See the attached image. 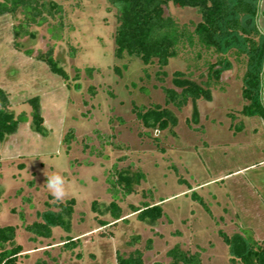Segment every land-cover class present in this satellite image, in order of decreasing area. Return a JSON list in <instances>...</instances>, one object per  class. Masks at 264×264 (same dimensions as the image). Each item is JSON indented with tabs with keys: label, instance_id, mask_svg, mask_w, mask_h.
I'll return each instance as SVG.
<instances>
[{
	"label": "rangeland",
	"instance_id": "rangeland-1",
	"mask_svg": "<svg viewBox=\"0 0 264 264\" xmlns=\"http://www.w3.org/2000/svg\"><path fill=\"white\" fill-rule=\"evenodd\" d=\"M54 2L62 13L42 26H30V34L19 38L13 27L23 16L0 15V87L9 94V113L28 116L14 135L0 139V225L17 227L14 242L22 246L17 264H117L118 252L135 248L142 250L146 264H171L167 251L176 244L200 250L203 264H232L234 254L220 231L238 240L263 237L264 115L242 114L245 57L229 53L232 66L222 69L210 95L177 108L166 104L162 87L180 91L173 81L178 70L204 85L206 61L215 62L216 53L201 49L197 58L198 47L186 46L162 69L136 58L118 59L116 9L107 0ZM164 12L191 29L200 20L191 7L169 3ZM60 22L61 37L55 38ZM50 47L67 78L38 58ZM33 96L40 97L42 132L33 126L27 102ZM154 104L171 115L166 129H158L157 112L148 114L147 121L135 113V107L145 111ZM114 164L135 188L118 200L122 218L116 223L106 181L114 175ZM46 171L66 177L65 200L76 203L51 237L32 240L24 225L40 219L39 212L48 208L45 202L56 209L45 185ZM138 171L145 178L136 182ZM143 202L159 204L164 214L154 218L146 213L140 219L131 206L142 208ZM135 236L140 240L130 244ZM68 238L78 245L68 249Z\"/></svg>",
	"mask_w": 264,
	"mask_h": 264
},
{
	"label": "trees",
	"instance_id": "trees-1",
	"mask_svg": "<svg viewBox=\"0 0 264 264\" xmlns=\"http://www.w3.org/2000/svg\"><path fill=\"white\" fill-rule=\"evenodd\" d=\"M116 9L117 27L114 34V56L118 59L136 58L144 65L157 63L162 69L168 65L170 59L179 56L184 47L195 50L197 58H201L202 50L216 53L215 62L206 61L208 67L207 79L204 85L196 84L188 78L183 71L173 73V81L180 87V91L171 87H162L165 93L166 104H173L177 108L183 107L191 99L197 101L210 95V87L217 82L222 69L232 66L228 58L229 53L235 54L236 58L245 57L246 69L243 74V99L247 102L242 109L243 115H264V103L262 99V80L264 73V32L259 25L260 1L261 0H107ZM172 3L176 7H191L196 9L200 20L193 24L191 29L187 25L179 24L172 16L165 15L164 8ZM62 13V6L54 0H0V15L21 14L23 19L13 27L15 38L30 34V26H42L49 22L50 17ZM58 33L55 38H60L62 22L59 23ZM72 55H74L72 53ZM49 68L65 78V72L56 66L53 57V48L38 55ZM125 67V66H124ZM89 74L92 68H87ZM117 71L120 73L119 68ZM161 73L166 74L161 70ZM94 94V89L91 88ZM31 105L33 126L38 132L44 128V118L41 113V101L39 96H33L27 100ZM10 99L6 90L0 87V139L4 136L14 135L20 124L26 122L28 116L22 112L18 117L9 113ZM136 108L138 119L147 121L150 113H158V129H166L171 121V115L166 108L158 104L152 107ZM233 117V116H232ZM234 118V117H233ZM73 137L70 131L65 142ZM114 175L109 174L106 178L109 184L108 191L111 201L108 205L113 223L122 218V208L118 203L121 197L135 192L133 182H126L123 172L113 166ZM143 172L138 171L136 182L144 179ZM192 198L198 201L210 212L203 198L192 192ZM75 199L69 198L63 202L53 204L48 201L45 204L47 210L39 212V220L25 224L24 228L31 234L32 240L39 237L49 238L52 236L53 227L63 225L65 218L69 219L74 211ZM133 211H138V217L142 219L146 213L154 218H160L164 212L159 204L151 205L143 202V207L131 206ZM93 210H96L93 202ZM102 225L109 222L100 220ZM16 225H0V264H17L18 254L22 251L20 244H15ZM224 241L230 246L232 264H264V240L255 239L252 235H245L239 240L229 237L220 231ZM140 240L135 236L130 241L134 244ZM68 249L74 248L78 242L72 238L66 240ZM151 245V241H149ZM7 245V246H6ZM171 258V264H203L201 251H190L176 244L167 251ZM36 264H45L37 262ZM117 264H146L143 252L135 248L127 254L117 253ZM152 264H164L155 261Z\"/></svg>",
	"mask_w": 264,
	"mask_h": 264
},
{
	"label": "clouds",
	"instance_id": "clouds-1",
	"mask_svg": "<svg viewBox=\"0 0 264 264\" xmlns=\"http://www.w3.org/2000/svg\"><path fill=\"white\" fill-rule=\"evenodd\" d=\"M45 175L47 177L45 185L50 195L55 201L63 202L68 196L66 177L58 171L51 174L46 171Z\"/></svg>",
	"mask_w": 264,
	"mask_h": 264
},
{
	"label": "crops",
	"instance_id": "crops-1",
	"mask_svg": "<svg viewBox=\"0 0 264 264\" xmlns=\"http://www.w3.org/2000/svg\"><path fill=\"white\" fill-rule=\"evenodd\" d=\"M260 8L261 11L260 13L262 14V18H259L260 21V27L264 32V0L260 1ZM260 17V16H259ZM262 99H263V103H264V73H263V80H262ZM231 127H230V131H231ZM262 205H263V209H264V188H263V193H262ZM263 215H264V211H263ZM261 231H262V241L264 240V217L262 218V222H261Z\"/></svg>",
	"mask_w": 264,
	"mask_h": 264
}]
</instances>
